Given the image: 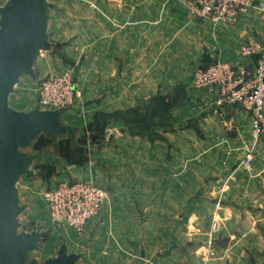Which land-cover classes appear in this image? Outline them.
Listing matches in <instances>:
<instances>
[{
    "label": "crops",
    "instance_id": "crops-1",
    "mask_svg": "<svg viewBox=\"0 0 264 264\" xmlns=\"http://www.w3.org/2000/svg\"><path fill=\"white\" fill-rule=\"evenodd\" d=\"M10 1L0 0V8ZM145 2L154 6L142 11L136 6V21L150 18L157 29L145 32L137 25L134 32H119L115 41L118 65L115 60L106 63L109 71L101 84L98 80L82 83L81 99L61 116V124L69 130L53 137L44 135L48 139L66 135L75 141L97 111L108 115L139 108L148 116L161 113L164 127H157L152 137L132 135L121 118L94 125L93 142L103 148L96 157L102 155L103 161L93 163L88 172L68 166V176L111 190L102 212L103 227L115 230V243L109 244H127L123 229L147 224L157 230L152 243H179L160 230L184 227L201 233L191 244L214 246L208 263L264 264V136L247 167L244 159L253 145L250 113L241 105H221L217 88L198 89L192 83L198 66L216 59L236 63L245 40L264 39V19L253 13L233 24H215L193 16L188 0H133L136 5ZM120 3L126 6L127 22L131 2ZM255 59L246 61L249 68ZM40 134L21 150L32 157L30 170L35 164L52 163L64 169L66 160L54 153V144L43 145L45 150L35 154L28 151ZM16 186L19 189L18 182ZM209 194L234 203L208 204L205 197ZM132 196H136L134 206L124 199ZM193 197H199L197 206L192 204ZM208 213L219 214L220 220H209ZM193 214L200 220H192ZM166 259L152 264H176L169 262L171 256Z\"/></svg>",
    "mask_w": 264,
    "mask_h": 264
},
{
    "label": "rangeland",
    "instance_id": "rangeland-1",
    "mask_svg": "<svg viewBox=\"0 0 264 264\" xmlns=\"http://www.w3.org/2000/svg\"><path fill=\"white\" fill-rule=\"evenodd\" d=\"M128 1L131 4H127L126 22V6L120 3L121 0H47L46 40L49 47L40 53L34 66L35 76L24 75L15 84L14 91L8 98L9 106L22 113L44 109L40 107L38 101L39 87L41 82L54 71V73L70 72L81 93L82 83L94 80H98L99 84L104 82L105 71H109L106 63L115 60V65H118L120 60L118 47L115 46V41L119 39V32H134L137 25L145 32L157 29L150 18H145L143 21H141L143 18H140L141 22H138L133 14L136 6L142 11L147 8L151 9L154 4L145 2L136 5L133 4V0ZM121 15L124 18L123 21H121ZM0 18H2L1 15ZM162 22L159 23L162 24ZM74 106L67 109L70 110ZM134 109H130L131 111L117 110L108 115H105L103 111H97L91 121L85 122L82 134L75 141L66 135L48 139L44 132H41L39 139L28 149L35 154L41 150L44 151V146L54 144V153L61 157L64 156L67 163L64 169L58 168L54 163L48 166L35 164L31 174L23 175L18 180L19 204L23 210L17 217L19 224L17 232L31 234L38 229L47 232V235L40 240L39 248L28 253L29 261L45 264L47 260L56 259L58 250L66 245L69 254L81 256L76 264H152L158 259L168 262L166 259L168 256L172 258L169 262H176V264H217L215 261L208 263L207 258L209 254H212L214 246L191 244L193 241L190 240H195L201 233L198 230H185L184 227L160 230V232H167V235L170 234L169 238H176L180 241L179 243L163 245L152 243L157 236V230L145 223L147 227L123 229V232L128 235L127 244L110 245L109 242L115 240L113 238L115 230L110 226L103 227L102 225L103 208L106 203H109L111 197V190L107 188L105 189L108 191V199L100 213L90 221L82 234L72 227L58 224L51 218L44 198L49 188L60 181L81 180L99 185L91 180L74 179L68 176L70 174L69 165L81 168L82 172H88L89 166L93 163L103 161L102 155L98 154L96 157L97 152L102 154L103 148L95 146L92 127L101 126L113 117L118 120L121 118L124 122H135ZM100 135L103 133H96L97 137ZM132 173L129 172V176ZM124 199L129 200V203L134 206L136 196ZM198 201L199 197H193L192 204L197 206ZM205 201L211 205L214 202L216 204L234 203L227 197H217L215 194H209L205 197ZM210 214L208 213L207 216ZM201 216L204 219L205 214ZM210 219L216 223L220 220L219 214L212 215ZM192 220H200V216L193 214ZM158 236L161 237V235ZM203 258H205L204 263H201L200 260L203 261ZM224 264H231V262H224Z\"/></svg>",
    "mask_w": 264,
    "mask_h": 264
},
{
    "label": "water",
    "instance_id": "water-1",
    "mask_svg": "<svg viewBox=\"0 0 264 264\" xmlns=\"http://www.w3.org/2000/svg\"><path fill=\"white\" fill-rule=\"evenodd\" d=\"M46 0H11L0 8V264H36L28 253L39 248L47 232H17L19 204L17 182L31 174L32 157L21 152L41 132L56 136L70 128L61 124L65 109L22 113L8 104L15 84L24 75L35 76L34 66L46 40ZM78 254H69L63 245L57 258L45 264H76Z\"/></svg>",
    "mask_w": 264,
    "mask_h": 264
},
{
    "label": "built area",
    "instance_id": "built-area-1",
    "mask_svg": "<svg viewBox=\"0 0 264 264\" xmlns=\"http://www.w3.org/2000/svg\"><path fill=\"white\" fill-rule=\"evenodd\" d=\"M192 15L215 24H233L243 16L258 13L264 19V0H188ZM239 60L231 63L216 59L199 66L192 75L195 88L215 87L221 105H241L252 118L253 145L244 163L250 167L253 151L264 136V39L250 37L239 48ZM256 58L253 68L246 61ZM77 84L68 71L53 73L41 82L39 105L42 110L67 109L81 97ZM44 198L51 218L58 224L82 234L101 211L108 191L92 182L60 181L49 188Z\"/></svg>",
    "mask_w": 264,
    "mask_h": 264
},
{
    "label": "trees",
    "instance_id": "trees-1",
    "mask_svg": "<svg viewBox=\"0 0 264 264\" xmlns=\"http://www.w3.org/2000/svg\"><path fill=\"white\" fill-rule=\"evenodd\" d=\"M162 106H165V102L161 104V107ZM131 110H133V108H131ZM131 110L129 109V111ZM134 111L136 115L135 122H125V125L132 134L152 137L154 134V130L157 129V127H164V123L162 122L164 117H162L161 113H159L160 116H158L157 114L154 116H148L144 115V112L139 108H135Z\"/></svg>",
    "mask_w": 264,
    "mask_h": 264
}]
</instances>
